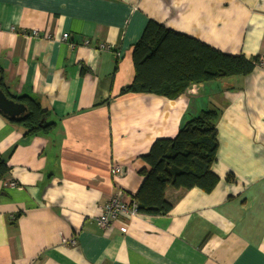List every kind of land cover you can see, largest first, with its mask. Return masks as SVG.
Listing matches in <instances>:
<instances>
[{
  "label": "crops",
  "instance_id": "obj_1",
  "mask_svg": "<svg viewBox=\"0 0 264 264\" xmlns=\"http://www.w3.org/2000/svg\"><path fill=\"white\" fill-rule=\"evenodd\" d=\"M149 20L261 63L176 98L120 95ZM0 66L9 93L56 122L27 136L0 113V264H264V0H0ZM211 106L222 110L216 187H169L168 214L102 228L111 196L134 199L153 142Z\"/></svg>",
  "mask_w": 264,
  "mask_h": 264
},
{
  "label": "trees",
  "instance_id": "obj_2",
  "mask_svg": "<svg viewBox=\"0 0 264 264\" xmlns=\"http://www.w3.org/2000/svg\"><path fill=\"white\" fill-rule=\"evenodd\" d=\"M134 79L124 86L126 93H153L176 98L190 83L204 82L233 75H248L260 65L258 56L224 53L193 37L178 33L164 25L149 20L140 39L133 46ZM0 88L10 98L24 103V114L10 118L21 126L25 135L50 133L56 122L51 112L34 97L12 96L4 82L0 66ZM106 101H101L103 103ZM98 103V104H100ZM222 110L215 106L202 109L186 121L176 136L156 139L149 152L143 155L148 168L140 171L143 182L134 195L136 211L147 216L168 214L173 204L166 198V190L200 188L211 192L219 182L212 166L217 161L219 148L217 122ZM10 171V166L0 155V179ZM229 174L228 182L234 181Z\"/></svg>",
  "mask_w": 264,
  "mask_h": 264
},
{
  "label": "built area",
  "instance_id": "obj_3",
  "mask_svg": "<svg viewBox=\"0 0 264 264\" xmlns=\"http://www.w3.org/2000/svg\"><path fill=\"white\" fill-rule=\"evenodd\" d=\"M62 38L64 40H67L69 38V33H64ZM86 43H88V41ZM101 47L105 48L106 46L101 45ZM124 172V168L118 163L113 164L111 167V173L113 177L121 176L122 174H124ZM136 212V202L134 201V199L130 203H128L124 199H121L119 196L113 195L106 202L102 214L98 216L96 220L102 228H109L113 226L114 223L119 221L121 214H134ZM127 229V225L125 224H122L120 226V230L123 233H126Z\"/></svg>",
  "mask_w": 264,
  "mask_h": 264
},
{
  "label": "water",
  "instance_id": "obj_4",
  "mask_svg": "<svg viewBox=\"0 0 264 264\" xmlns=\"http://www.w3.org/2000/svg\"><path fill=\"white\" fill-rule=\"evenodd\" d=\"M27 107L24 103L15 101L10 98L0 88V111L10 118H17L25 113Z\"/></svg>",
  "mask_w": 264,
  "mask_h": 264
}]
</instances>
